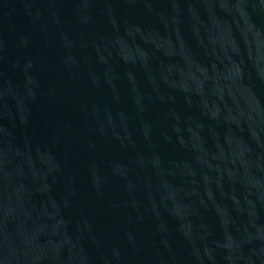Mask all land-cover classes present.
Segmentation results:
<instances>
[{
	"label": "water",
	"instance_id": "95a60500",
	"mask_svg": "<svg viewBox=\"0 0 264 264\" xmlns=\"http://www.w3.org/2000/svg\"><path fill=\"white\" fill-rule=\"evenodd\" d=\"M0 264H264V0H0Z\"/></svg>",
	"mask_w": 264,
	"mask_h": 264
}]
</instances>
